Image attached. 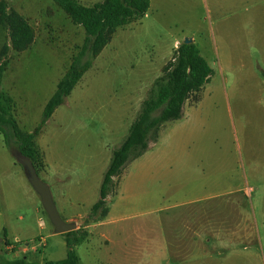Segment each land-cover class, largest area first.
Listing matches in <instances>:
<instances>
[{
	"label": "rangeland",
	"instance_id": "obj_1",
	"mask_svg": "<svg viewBox=\"0 0 264 264\" xmlns=\"http://www.w3.org/2000/svg\"><path fill=\"white\" fill-rule=\"evenodd\" d=\"M5 1L34 29L30 46L16 51L0 21V91L29 132L85 32L53 0ZM185 37L210 66L209 81L114 177L107 215L84 224L112 149ZM258 67L264 69V0H150L140 19L116 28L34 138L38 175L61 218L84 235L74 246L81 264H264ZM10 160L0 134L1 256L38 264L63 258V233Z\"/></svg>",
	"mask_w": 264,
	"mask_h": 264
},
{
	"label": "trees",
	"instance_id": "obj_2",
	"mask_svg": "<svg viewBox=\"0 0 264 264\" xmlns=\"http://www.w3.org/2000/svg\"><path fill=\"white\" fill-rule=\"evenodd\" d=\"M53 2L73 24L83 27L85 36L58 79L54 92L43 106L40 120L31 131L19 128L11 97L0 91V134L3 143L9 151L15 148L27 156L37 174L39 154L34 138L91 67L93 60L111 40L116 28L140 19L150 3L149 0H100L90 5L82 4L78 0ZM0 21L9 30L10 45L14 50L23 51L30 46L34 37L33 27L16 10L9 8L5 0H0ZM211 71L193 41H181L177 44L171 58L162 66L161 74L152 81L126 134L112 149L102 174L98 198L90 206L84 224L107 215V197L114 191V177L119 176L127 162L139 157L148 148L149 141H156L166 121L181 117L185 101L209 81ZM63 235L67 247L65 256L61 259L45 260L42 264H81L74 246L82 241L84 235L79 234L78 229L64 232ZM5 243L8 244V241L5 240ZM0 264L38 263L22 256L5 258L0 251Z\"/></svg>",
	"mask_w": 264,
	"mask_h": 264
},
{
	"label": "water",
	"instance_id": "obj_3",
	"mask_svg": "<svg viewBox=\"0 0 264 264\" xmlns=\"http://www.w3.org/2000/svg\"><path fill=\"white\" fill-rule=\"evenodd\" d=\"M182 41L190 42L192 38L185 37ZM9 152L14 160L21 165L23 173L30 186L38 195L41 206L52 224L54 231L56 233H64L74 230L76 228V223L67 222L61 218L56 209L49 185L39 177L32 161L15 148H12Z\"/></svg>",
	"mask_w": 264,
	"mask_h": 264
},
{
	"label": "crops",
	"instance_id": "obj_4",
	"mask_svg": "<svg viewBox=\"0 0 264 264\" xmlns=\"http://www.w3.org/2000/svg\"><path fill=\"white\" fill-rule=\"evenodd\" d=\"M150 1V0H149ZM138 20V19H137ZM258 69L260 70V74H261V78H262V80L264 79V69L263 68H261V67H258ZM3 141V140H2ZM4 144V143H3ZM15 160H10L9 161V165H16V162H14ZM40 177V176H39ZM41 179H42V177H40ZM43 180V179H42ZM15 239H18V237H14V240ZM77 254V253H76Z\"/></svg>",
	"mask_w": 264,
	"mask_h": 264
}]
</instances>
